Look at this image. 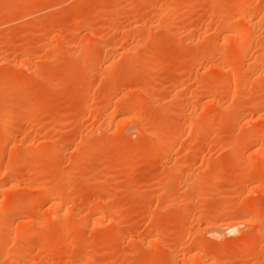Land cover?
Returning <instances> with one entry per match:
<instances>
[{
  "label": "rangeland",
  "instance_id": "rangeland-1",
  "mask_svg": "<svg viewBox=\"0 0 264 264\" xmlns=\"http://www.w3.org/2000/svg\"><path fill=\"white\" fill-rule=\"evenodd\" d=\"M235 2L0 0V264H264V0Z\"/></svg>",
  "mask_w": 264,
  "mask_h": 264
},
{
  "label": "bare ground",
  "instance_id": "bare-ground-1",
  "mask_svg": "<svg viewBox=\"0 0 264 264\" xmlns=\"http://www.w3.org/2000/svg\"><path fill=\"white\" fill-rule=\"evenodd\" d=\"M240 1H241V0H236L237 4H238ZM236 2H235V4H236ZM237 4H236V6H237ZM239 4H240V3H239ZM237 7H238V6H237ZM229 71H230V70H229ZM150 96H151V95H150ZM137 106H138V105H137ZM11 116H12V115H11ZM194 122H195V121H194ZM190 126H191V125H190ZM192 126H193V124H192ZM197 126H198V125H197ZM194 129H195V128H194ZM253 132H254V131H252L251 133H253ZM256 132H257V131L254 132L255 135L257 134ZM251 133H249L248 135H250ZM250 136H251V139H253L252 137H254L253 143L258 142V139H259V138H256V136L258 137V135L253 136V134H252V135H250ZM251 139H250V140H251ZM245 140H248V142H250V141H249V138H246V136H245ZM245 140H243V142H244ZM255 140H256V141H255ZM262 140H263V139H262ZM241 142H242V141H241ZM259 142H260V139H259ZM259 142H258V143H259ZM251 143H252V140H251ZM239 144H240V143H239ZM159 145H160V144H159ZM237 146H239V145H237ZM241 147H242V146H241ZM241 147H240V148H241ZM236 148H237V147H236ZM238 148H239V147H238ZM158 150H159V149H158ZM256 150H257V151L259 152V154L264 158V148H262L261 146H257V149H256ZM28 151H29V150H28ZM137 159H138V158H137ZM263 163H264V162H263ZM26 164H27V163H26ZM262 166H264V164H262ZM7 168H8V167H7ZM261 168H262V167H261ZM4 170H5V169H4ZM7 170H8V172L11 171V170L9 171V169H7ZM262 170H263V168H262ZM5 171H6V170H5ZM5 171H4V172H5ZM263 171H264V170H263ZM33 176H34V175H33ZM31 177H32V176H31ZM46 187H47V185H46ZM47 190H48V189H47ZM49 192H50V191H49ZM46 193H47V191H46ZM46 193H45V194H46ZM52 194H53V193H52ZM46 195H48V194H46ZM49 195H51V194H49ZM49 195H48V196H49ZM54 204L57 205L56 203H54ZM58 204H59V203H58ZM59 207H60V205H59ZM220 211H222V210L220 209ZM220 211H219V212H220ZM219 212H217V213H219ZM221 213H222V212H221ZM61 214H62V213H61ZM54 215H55V214H54ZM58 215H59V214H58ZM55 217H56V215H55ZM216 217H217V216H216ZM229 228H230V226H229ZM231 228H232V227H231ZM231 228H230V229H231ZM230 229H229V230H230ZM233 229H234V228H233ZM234 231H235V230H234ZM258 231H259V233H260V232L263 233V232H264V225H263L262 227H259V230H258ZM258 231H257V232H258ZM22 251H23V250H22ZM19 253H20V252L17 253L18 256H19ZM13 254H14V253H13ZM20 254H21V253H20ZM21 255H22V254H21ZM18 256L15 255V254H14V255H10V257H9V261H8V262L10 263V261L16 260V259L18 258ZM90 260H91L90 257H88V256H87V258L85 257V259H84V261H83V264H85L86 262H88V261H90Z\"/></svg>",
  "mask_w": 264,
  "mask_h": 264
}]
</instances>
